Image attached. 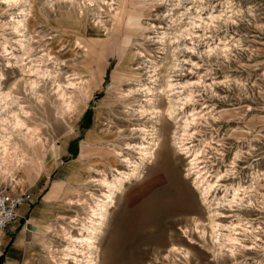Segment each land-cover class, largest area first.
I'll return each instance as SVG.
<instances>
[{
	"label": "rangeland",
	"instance_id": "obj_1",
	"mask_svg": "<svg viewBox=\"0 0 264 264\" xmlns=\"http://www.w3.org/2000/svg\"><path fill=\"white\" fill-rule=\"evenodd\" d=\"M95 24L102 32L92 36ZM26 66L31 73H23ZM80 81L81 92L69 86ZM168 84L180 93L168 97ZM59 85L77 102L73 113L63 114ZM173 98L181 123L197 114L186 135L179 129L189 154L174 144ZM154 127L159 147L141 168L155 167L162 190L174 177L173 192L147 197L152 190L145 193L140 169L110 210L99 264H264V0H0V130L10 142L6 156L0 146V187L17 192L22 169L41 164L49 179L32 194L28 205L35 206L53 186L56 167L76 159L90 167L88 180L55 201L62 217L52 221L53 231L43 224L31 234V264L62 263L64 231L80 237L89 207L102 199L104 189L93 181L132 173L142 163L139 145L154 144L144 130ZM86 140L98 145L91 161L81 159ZM196 151L215 187L209 200L221 203L216 222L225 246L214 240L211 211L195 185Z\"/></svg>",
	"mask_w": 264,
	"mask_h": 264
},
{
	"label": "bare ground",
	"instance_id": "obj_2",
	"mask_svg": "<svg viewBox=\"0 0 264 264\" xmlns=\"http://www.w3.org/2000/svg\"><path fill=\"white\" fill-rule=\"evenodd\" d=\"M4 1H6L9 4L13 3V4H17V5H19L22 2V0H4ZM23 3H25V2H23ZM20 11L22 13H27L26 10H23V9L22 10L20 9ZM21 17H23V19H20V20L15 19L17 21L16 22L14 21L16 24L14 25L15 27H13V28H15L18 33H22V31L25 28L26 14H24V15L22 14ZM76 17H77V15H76ZM77 19L81 20L79 18V15H78ZM99 25H103L102 22L99 21ZM93 29L94 30L92 31V36H95V35H97V33H101L102 32L101 28H99L98 25L94 26ZM103 31H105V30H103ZM22 41H24V40H22ZM27 68H28L27 66L23 67V69H22L23 73H28V74L31 73L30 72V70H31L30 67L28 69ZM33 73L37 74L38 76H41L40 72L36 71V72H33ZM83 82L84 81H80L78 83H70L69 86L73 87L74 90L77 89V90H80V92H81L80 86L81 85L83 86V84H82ZM30 85L35 90V88L38 86V81H34V82L30 83ZM67 87L64 88V87H62L60 85L58 86V92H59V96L61 98V99L58 98V100H61L60 101L61 102L60 106L62 108L63 114L64 113L65 114L73 113L76 110L77 106H78L77 102L73 99L72 96L69 95V92L66 90V89H68ZM173 87H174V85L168 84V89H169L168 93L169 94L171 93L168 97H173L174 95L180 93L179 91L175 92L174 90L176 88L175 87L173 88ZM146 93H148V95L151 94L152 93L151 89H147ZM7 98H9V96H7L5 99H7ZM5 99H2V101H4ZM170 101H173V105L168 110V113H169L168 115H169L170 119L173 120L174 123L177 125V129H176L177 131L174 133L175 134L174 135V144H175L176 148H178L180 153L189 154L192 149H191V147H187L188 144H185L184 142H182L181 136L179 134H180V132H183V131H184L183 134L187 133V130L190 128L189 125H191L190 122L196 121L197 114L191 115V117L193 118L192 120H191V118L190 119L188 118L186 123H181L179 118H177L178 115L176 116V112L177 111L175 112V108H176L175 106L176 105H174V98H173V100H170ZM175 102H176V100H175ZM147 103H148V101H147ZM7 104L5 103V104L1 105V107H2L1 109L8 108V107H5ZM143 110H145V109H143ZM146 112H147V110L143 111V113H146ZM155 116H156L155 119H158V120H156V123H159V120H160L161 116L156 114V113H155ZM14 118H15L14 119L15 127H20L22 129V127H24V125H25L24 122L21 121L22 119H20L18 116H15ZM179 129H180V132H179ZM154 131H155V127H154V130H152L151 132L147 131V130H144L145 136H149L150 135L152 137L151 139H153L154 144L150 145L149 143H147L150 146H152V147H149V148L144 146V144H140L139 147L137 146L138 150L141 153L140 155L142 156V159H141L142 163L141 164L139 163L136 167H133L132 173L129 174V173H126V172H119L118 171L116 173L118 175L116 177H114V179H112V181H110L109 179H107L105 177L103 179H101V180L93 181V182L97 183L96 186H99L100 189H102V190L104 189V193L102 194V199L101 198H97V200L95 202V206L94 207L93 206L89 207L90 213H91V216L89 218V223H83L82 227L79 228L80 237H74V236L70 235L69 232L64 231V233H63L64 237L68 241L69 245L65 249V254H63V257H61L62 258L61 259V261H62L61 264H70L71 263V262H69L70 260H72V264H99L98 240H99V238H101V236H102L101 234L103 233V231H104V229H105V227H106V225L108 223V220L110 218L109 215H110V212H111L110 210H112V208L115 207V204H116L115 199H116L117 195L121 194L125 190L126 184L130 183L135 177H137L140 174L139 172H140V169H142L141 167H143V165L146 162H148V160L151 161L152 158H155L156 148L159 147V143H156L157 141L156 142L154 141V139H155L154 138V134L156 136V133ZM183 134H182V136H183ZM190 135L192 136V134H190ZM6 138L7 137L4 136L2 134V131L0 130V146H2L4 156L9 154L8 145H10V142ZM38 139H39V137H38ZM10 140H12V139H10ZM199 155H200V152L196 151L194 153L195 159L192 160L193 169H199L195 173V176H197L196 179H195V185H196V188L200 191L201 197H202L204 203L207 204V206L209 207V209L211 211V214H212L210 216V218H211V228H212V231H213L212 235H213V237L215 236L214 240L216 242L221 243L220 244L221 246H225L226 240H224L223 243H222L221 239H223L222 238L223 236H222V234H218V233H220L218 229L222 225L221 224L219 225L216 222L217 221L216 220L217 217L220 216V213H218L217 210H218V206H220L221 203L220 202H217V204L215 202L211 203L210 200H209V197H210L209 195H210V193H212V190L215 187H214V184H212L209 181V179L206 178L207 176L205 177V175L203 174L202 170H200V168L198 166V163H197L199 161ZM122 161L126 162V164H129L130 168L132 167L131 166L132 162H130L129 160H125L124 159ZM190 170H192V169H190ZM238 195H239L238 193L234 194V198H233L232 201H236ZM91 196L93 198L95 195L91 194ZM80 202H81V200H80ZM84 202H83V205H84ZM182 202L185 203L184 201H182ZM229 203H232V202L230 201ZM214 206H217V207H214ZM72 221H74V220H72ZM233 231H235V228H234ZM224 237H227V236L225 235ZM116 238H118V237H116ZM227 241L230 242V243H233V242H236V239L232 238L231 236H228V240ZM78 246H82L83 250L82 249L80 250V248L77 249ZM180 250L181 249H178L177 247L174 246V247H172L171 252L180 253ZM57 264H60V263H57Z\"/></svg>",
	"mask_w": 264,
	"mask_h": 264
},
{
	"label": "crops",
	"instance_id": "obj_3",
	"mask_svg": "<svg viewBox=\"0 0 264 264\" xmlns=\"http://www.w3.org/2000/svg\"><path fill=\"white\" fill-rule=\"evenodd\" d=\"M89 131H92V129ZM100 139L101 137L95 138V140ZM72 140L65 144L64 149H61L58 157L69 152ZM97 147L98 145L94 144V142L86 140L82 146L81 159L91 161V156ZM89 169L90 167L88 165H84L79 159H76L66 162L63 166L56 167L51 172V175H55L53 186L40 201V204L35 206L25 204L21 206L19 209V220L0 233V260L6 256L2 264H31L33 262L32 244L30 242L31 234L43 224L46 225L45 227L48 233L53 231L52 221L62 217L59 216L58 212V209L62 206L54 204L55 201L57 202L63 195L70 194L74 187L84 182L89 174L87 173ZM22 170H24V175H26L24 178L25 183L18 187L17 191L30 194L34 192L41 193L44 187L43 184L49 179V173L45 174L42 171V165L35 164L33 161L27 164ZM32 171L35 174L34 178L32 177ZM30 181L31 183L29 184L28 182ZM25 186L29 187V189L25 190L22 188ZM75 201L68 198L66 199V205H73Z\"/></svg>",
	"mask_w": 264,
	"mask_h": 264
},
{
	"label": "built area",
	"instance_id": "obj_4",
	"mask_svg": "<svg viewBox=\"0 0 264 264\" xmlns=\"http://www.w3.org/2000/svg\"><path fill=\"white\" fill-rule=\"evenodd\" d=\"M32 201L33 196L30 193L16 192L11 187H0V233L18 221L20 207Z\"/></svg>",
	"mask_w": 264,
	"mask_h": 264
},
{
	"label": "flooded vegetation",
	"instance_id": "obj_5",
	"mask_svg": "<svg viewBox=\"0 0 264 264\" xmlns=\"http://www.w3.org/2000/svg\"><path fill=\"white\" fill-rule=\"evenodd\" d=\"M146 167L147 166L142 169L140 180L144 183L143 188L145 193H147L149 190H152L149 194H147V197L154 195L152 198L161 199L160 195L166 194V197L169 198L173 192V187H175L176 184L174 177L173 179H170L171 181H169V183L166 185V189L162 190L160 189L161 187L157 186V184L163 181V176L160 175L158 172H155V167H151L149 169H147ZM158 189L160 190L158 191Z\"/></svg>",
	"mask_w": 264,
	"mask_h": 264
},
{
	"label": "trees",
	"instance_id": "obj_6",
	"mask_svg": "<svg viewBox=\"0 0 264 264\" xmlns=\"http://www.w3.org/2000/svg\"><path fill=\"white\" fill-rule=\"evenodd\" d=\"M88 114H89V112L87 113V116H88ZM87 116H85V118H86ZM2 262H3V257H2L1 260H0V264H2Z\"/></svg>",
	"mask_w": 264,
	"mask_h": 264
}]
</instances>
